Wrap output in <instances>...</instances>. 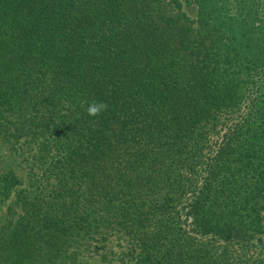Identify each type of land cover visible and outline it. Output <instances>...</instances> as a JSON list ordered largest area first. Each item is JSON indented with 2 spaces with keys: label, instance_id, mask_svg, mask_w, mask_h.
I'll return each instance as SVG.
<instances>
[{
  "label": "trees",
  "instance_id": "1",
  "mask_svg": "<svg viewBox=\"0 0 264 264\" xmlns=\"http://www.w3.org/2000/svg\"><path fill=\"white\" fill-rule=\"evenodd\" d=\"M0 140V264H264V0H0Z\"/></svg>",
  "mask_w": 264,
  "mask_h": 264
},
{
  "label": "rangeland",
  "instance_id": "2",
  "mask_svg": "<svg viewBox=\"0 0 264 264\" xmlns=\"http://www.w3.org/2000/svg\"><path fill=\"white\" fill-rule=\"evenodd\" d=\"M185 10L190 16L194 15V5L185 8ZM13 143L0 140V172L3 169L12 170L20 180V185L0 209V233L5 225L8 226L10 223H14L20 212V206L16 203V193L30 189L29 181L31 180L32 171H30L28 163L33 152L28 150L27 144H24L23 140ZM37 176L40 177V175ZM35 177L33 176L32 179ZM110 246L112 255L117 258V254L121 251V248L117 246V241L113 239ZM97 261L94 254L92 256L85 254L81 257V264H97Z\"/></svg>",
  "mask_w": 264,
  "mask_h": 264
},
{
  "label": "clouds",
  "instance_id": "3",
  "mask_svg": "<svg viewBox=\"0 0 264 264\" xmlns=\"http://www.w3.org/2000/svg\"><path fill=\"white\" fill-rule=\"evenodd\" d=\"M81 105L82 107L86 105L85 111L87 113V115H89L90 117H96L99 116L101 113H103L104 111H107L108 109V105L106 102L103 101H87V100H83L81 101Z\"/></svg>",
  "mask_w": 264,
  "mask_h": 264
}]
</instances>
